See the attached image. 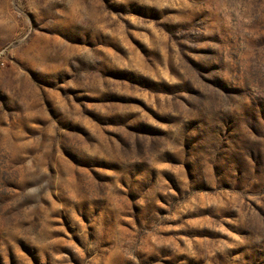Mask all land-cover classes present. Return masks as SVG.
I'll return each instance as SVG.
<instances>
[{
    "label": "rangeland",
    "instance_id": "1",
    "mask_svg": "<svg viewBox=\"0 0 264 264\" xmlns=\"http://www.w3.org/2000/svg\"><path fill=\"white\" fill-rule=\"evenodd\" d=\"M0 264H264V0H0Z\"/></svg>",
    "mask_w": 264,
    "mask_h": 264
}]
</instances>
